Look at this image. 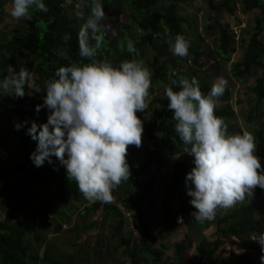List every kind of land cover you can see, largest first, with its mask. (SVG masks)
Segmentation results:
<instances>
[{
	"label": "trees",
	"instance_id": "1",
	"mask_svg": "<svg viewBox=\"0 0 264 264\" xmlns=\"http://www.w3.org/2000/svg\"><path fill=\"white\" fill-rule=\"evenodd\" d=\"M6 0H0V12ZM207 1V0H202ZM239 1V2H238ZM222 0L214 7L212 12L204 17L206 30L210 35L217 38L216 54L228 62L235 53V34L228 25L221 21L222 14L234 15L235 3H239L243 14L256 11L253 31L247 42H240L243 56L239 62L230 67V73L237 81L241 82L253 77V83L249 86L250 93L256 104L248 110L245 122L251 126L250 132L256 137L257 157L264 158V121L261 105L264 104V0ZM48 7L47 12L33 11L30 19H11L14 27L8 35L0 34V59L4 58V64L0 67V79L6 75V68L12 65L16 70L20 67L27 68L41 91L35 92L26 86L25 95L22 98H13L0 95V107H11L12 110L20 111L19 121H36L37 124L46 122L47 114L42 110L35 111V103L31 112L25 113L24 106L28 104L29 95H44L43 89L49 78L54 76L56 68L70 62H90L88 58L78 55L77 33L83 21L73 25L66 12L65 0H44ZM74 3V2H73ZM73 3L71 6H73ZM105 14L115 4L119 9L121 0H102ZM181 0H130L128 5L137 17L139 33L133 37L136 52L130 53L123 44L110 41L101 31L104 37L101 47L97 50V59H107L114 66L125 59H139L145 47L151 48L155 56L149 63L152 73L149 97L146 99L148 107L137 112L141 121L147 120L145 133L149 139H155L161 151L153 153L140 162L136 157L143 153L142 149L129 145L126 160L130 168V177L122 181L118 188L117 200L111 203L99 201L90 202L84 207L83 216L99 215L103 220L116 219L118 226L116 233L122 230L121 216L125 212L131 215L132 222L140 230L142 237L149 241L148 246L135 245L128 255V264H145L141 255L150 257L151 264H202L203 259L213 258L218 249L229 240H235L241 246L242 254L238 260L231 264H261L262 253L260 245L255 241L261 232H264V199L259 205L254 203H240L230 211L218 209L212 220L196 221L191 213L195 211L189 203L190 197L186 194L185 174L193 167L192 157L184 153V144L174 131L172 112L167 108V98L164 95V84L170 85L172 80L188 78L187 74L173 71L171 62L166 59L164 48L159 45L160 41L173 40L176 34H183L190 42L188 57L198 67H203L200 58L205 50L201 47V39L192 40L188 30L193 27L194 19L184 16L180 8ZM85 16L89 9L83 7ZM9 17V14L7 15ZM72 21V22H71ZM65 34L70 38L64 39ZM91 42V41H90ZM212 81H204L199 84L203 94H207L212 86ZM158 88V90H156ZM174 90H176L174 86ZM162 91V93H161ZM230 94L227 89L222 96L218 97L214 109L215 115L221 117L227 125L228 132H241L228 121L235 118L234 111L227 103ZM152 109L158 111L149 115ZM25 124L16 130L20 142V158L9 166H6L5 175H12L14 180L2 184L0 174V210L5 213L4 220L0 221V264H35L41 260L47 264H62L54 260L49 252L38 256L31 251L29 241L34 247L39 248L43 242V234L47 231L50 219H53V233L63 231V218L69 206L81 203L85 198L80 193L74 180L67 178L65 171L60 176L56 175V167L44 163L36 167L29 159V154L34 150L36 142L27 135ZM4 144L0 136V157L6 159L3 153ZM178 157L170 165L169 171L164 176L161 167L164 164V156ZM141 177H147L140 181ZM165 180L162 182V180ZM4 183V182H3ZM58 184L59 197L56 204H45L34 208L24 221L14 223L15 216L24 214L28 204L30 191L28 184L50 187ZM257 197L261 194V188L256 187ZM18 193V194H16ZM162 197L159 205L158 223L162 226V232H168L175 228H186L188 233L194 234L193 239L185 238L172 245L173 256L166 258L164 249L153 248L155 242L148 227L149 213L143 207V202L151 200L152 204ZM65 214V215H64ZM178 217L180 218L178 220ZM97 226L96 222L83 225L84 231H89ZM214 228V238H206L201 231L207 232ZM197 230V231H196ZM72 228L69 232H78ZM78 234V233H77ZM130 236V234H129ZM194 241L195 251L199 255V261L191 263L188 257V249ZM125 244V237L122 238ZM227 245V244H226Z\"/></svg>",
	"mask_w": 264,
	"mask_h": 264
},
{
	"label": "clouds",
	"instance_id": "2",
	"mask_svg": "<svg viewBox=\"0 0 264 264\" xmlns=\"http://www.w3.org/2000/svg\"><path fill=\"white\" fill-rule=\"evenodd\" d=\"M83 7L89 9L86 16ZM75 9L77 19L83 20L77 33L78 55L90 62L61 65L47 80L42 104L35 106L37 113L47 110L46 122L19 121L13 126L19 130L30 125L26 132L36 142L29 154L34 166L51 164L54 156L86 200L111 203L113 189L130 177L128 146L141 145L143 127L136 113L148 107L152 73L141 59H125L118 66L97 59L104 39L99 34L105 18L102 0H77ZM33 11L47 12L44 0H11L12 19L28 20ZM69 38L65 34L64 39ZM189 47L183 34L169 42V50L179 57L187 56ZM127 50L136 52L132 41L127 42ZM6 73L0 79V95L22 98L26 86L41 91L27 68L8 65ZM227 85L225 78L217 77L203 94L195 78H184L164 88L174 131L185 146L184 153L193 158L185 186L195 209L191 215L198 222L212 220L218 209L249 200L256 187L264 189L256 137L247 130L230 134L214 113ZM255 241L264 253V232ZM260 261L264 264V255Z\"/></svg>",
	"mask_w": 264,
	"mask_h": 264
},
{
	"label": "rangeland",
	"instance_id": "3",
	"mask_svg": "<svg viewBox=\"0 0 264 264\" xmlns=\"http://www.w3.org/2000/svg\"><path fill=\"white\" fill-rule=\"evenodd\" d=\"M130 0H121L122 6L120 9L115 5L108 9L105 14V18L101 21L102 31L106 37L115 43L123 44L127 47L128 41H133V37L139 33L137 27V17L130 9L128 5ZM236 2L238 0H235ZM74 2V3H73ZM222 0H181L180 8L181 13L184 16H189L190 19H194V25L188 30L192 40L201 39V47L205 50L204 55L200 58V62L203 67H198L193 60L188 56L179 57L173 55L169 50L168 41H160L159 45L164 48L166 59L171 62L174 72H179L182 74H187L189 80L195 78L200 84L204 81H212L214 83L217 77H223L228 81L226 89L230 94V98L227 103L230 108L234 111L235 118L228 121L235 128L242 131H249L251 126L245 122V115L249 109L255 106L256 101L251 96L249 86L253 83V77L247 78L244 81H237L230 73V67L239 62L243 56V49L240 46V42H247L250 34L253 31L254 20L257 16L256 11L243 14L240 11L239 3H235V13L234 15H228L226 13L222 14L221 21L228 25L231 32L235 34V53L231 55L230 60L226 62L222 60L215 52L217 45V38L210 35L206 30V22L204 17L212 12L217 4L221 3ZM239 2V1H238ZM73 3V6L71 4ZM72 3L66 4V12L69 18L74 20L73 25L81 23L82 19H77L75 16V4L77 0H72ZM11 0H6L3 6V13L0 12V34L3 36L11 33V29L14 27L12 18L10 16ZM9 14V17L7 15ZM155 56L154 51L151 48L145 47L142 55L139 59L143 60L144 64L149 68V63L153 60ZM5 59H0V67H2L3 61ZM158 86H164L160 84ZM158 90V88H156ZM162 93V91H161ZM42 104V97L38 94L29 95L28 104L24 106V112L30 113L32 106ZM219 103L216 102V105ZM261 112L263 113L262 120L264 121V104L261 105ZM42 114H47V110L41 108ZM157 109H152L149 115H153L157 112ZM20 111L12 110L11 107L6 109L0 107V136L3 140L4 151L7 154L6 159L0 157V174L2 175V184L8 183L14 180L12 175H5V168L11 164H14L20 158V142L16 135V129L14 128V123L18 122L20 117ZM147 120L142 121L143 132L141 134V145L143 153L136 157V161L140 162L146 157L152 156L153 153L160 152L161 149L158 147V142L155 139H149L145 133V128L147 127ZM134 146V145H132ZM178 157L175 156H164V164L161 167L162 175H166L169 171L170 165ZM49 164L47 161L45 162ZM261 167L264 168V160L260 158ZM51 165L56 167V175L60 176L64 167L60 165L56 157H52ZM147 177H141L140 181H144ZM165 180L163 179L162 182ZM4 182V183H3ZM118 185L112 191V196L114 200H117ZM27 189L30 191L28 197V204L26 206V211L24 214H18L15 216L14 223L24 221L29 213L41 205L45 204H56L59 197L58 184L55 183L50 187L44 188L43 186L28 184ZM186 190V186L183 189ZM18 194V193H16ZM261 195L257 197L256 188L254 189V195L249 200L245 199L244 203H254L259 205V202L264 199V189H261ZM162 200L161 196H158L157 201L152 204L151 200H146L143 202V207L148 210L149 219L148 227L150 234L155 239V242L151 243L153 248L164 249L165 257L171 258L173 256L172 245L176 242L185 240V238L193 239L194 234L188 233L187 229L184 227L175 228L173 231L162 232V226L158 223L159 217V205ZM240 203H236L233 207L229 209H222V211H230L236 208ZM90 201L84 199L79 204H74L68 207L63 218V231L61 233H53L52 226L53 223L50 222L47 231L44 232L43 244L37 248L34 247V243L30 240L29 246L31 251H34L36 255L42 256L46 251L54 259L62 262V264H128V255L131 248L135 245L140 244L141 246H148L149 241L145 240L140 230L136 228L135 224L132 222L131 215L123 213L121 216V221L123 222L122 230L116 233V228L118 226V220L107 219L103 220L99 215H89L83 216L84 207L89 206ZM64 214V215H65ZM5 213L0 210V221L4 220ZM96 222L97 226L89 231L83 230V225ZM72 228H77L79 231L76 233H66ZM197 231V230H196ZM206 238H214V228H211L207 232L201 231ZM130 234V236H129ZM125 237V244L122 243V238ZM227 244V245H226ZM225 245L221 246V250L218 249L217 253L213 258L203 259V264H231L234 260H238L242 254V249L235 240L227 241ZM195 243L192 241L191 247L188 249V257L191 263L199 261V255L195 251ZM145 264H151V258L141 255ZM35 264H47L41 260H37Z\"/></svg>",
	"mask_w": 264,
	"mask_h": 264
},
{
	"label": "built area",
	"instance_id": "4",
	"mask_svg": "<svg viewBox=\"0 0 264 264\" xmlns=\"http://www.w3.org/2000/svg\"><path fill=\"white\" fill-rule=\"evenodd\" d=\"M259 159L261 158V160L263 161L264 160V158L263 157H258Z\"/></svg>",
	"mask_w": 264,
	"mask_h": 264
},
{
	"label": "crops",
	"instance_id": "5",
	"mask_svg": "<svg viewBox=\"0 0 264 264\" xmlns=\"http://www.w3.org/2000/svg\"><path fill=\"white\" fill-rule=\"evenodd\" d=\"M202 264H203V261H202Z\"/></svg>",
	"mask_w": 264,
	"mask_h": 264
}]
</instances>
